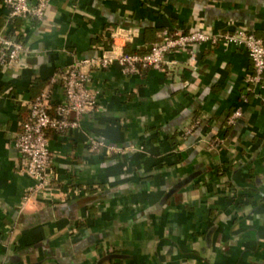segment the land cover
<instances>
[{
    "label": "crops",
    "instance_id": "1",
    "mask_svg": "<svg viewBox=\"0 0 264 264\" xmlns=\"http://www.w3.org/2000/svg\"><path fill=\"white\" fill-rule=\"evenodd\" d=\"M166 27L264 37V0H50L40 20L10 18L0 0V33L26 48L0 66V264H264V86L247 82L242 47L195 44L194 61L185 50L165 70L94 72L98 109L51 134L55 189L29 193L37 181L19 171L26 103L63 98L54 74L99 56L115 29L142 54Z\"/></svg>",
    "mask_w": 264,
    "mask_h": 264
},
{
    "label": "built area",
    "instance_id": "2",
    "mask_svg": "<svg viewBox=\"0 0 264 264\" xmlns=\"http://www.w3.org/2000/svg\"><path fill=\"white\" fill-rule=\"evenodd\" d=\"M9 9L10 18L42 19L50 0H3ZM120 29L111 32L112 43L99 56L73 61L59 73L51 77L50 85L59 83L63 98L53 101L48 92H43L27 104L29 113L21 122L14 144L21 153L19 171L33 177L37 182L29 193H47L55 189L57 174L52 169L53 154L50 149L51 134H66L81 125L84 115L99 107L101 90L91 84L94 72L119 64L124 74H140L142 70L156 68L165 70L169 64L167 57L190 50V59L195 60L191 48L195 44L208 43L235 45L244 48L253 64L254 72L247 78L252 86H264V37L244 27L225 28L213 32L206 29L188 30L164 28L160 39L153 43L146 53H128L117 42ZM26 52L24 42L17 36L0 33V66L17 63ZM74 115V116H73ZM242 115L237 109L231 122ZM212 145L216 142L212 141ZM103 142L90 139L91 151H96ZM110 151H117L109 146ZM86 190V187L83 188ZM79 189L66 193V198L78 195ZM28 193V192H27ZM52 194V193H51Z\"/></svg>",
    "mask_w": 264,
    "mask_h": 264
},
{
    "label": "trees",
    "instance_id": "3",
    "mask_svg": "<svg viewBox=\"0 0 264 264\" xmlns=\"http://www.w3.org/2000/svg\"><path fill=\"white\" fill-rule=\"evenodd\" d=\"M158 40H159V38H158L156 41H158ZM156 41H155V42H156ZM155 42H154V43H155ZM144 72H145V70H142V73H144ZM86 189H88V188H86ZM88 191H90V190L88 189Z\"/></svg>",
    "mask_w": 264,
    "mask_h": 264
}]
</instances>
